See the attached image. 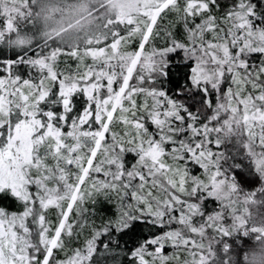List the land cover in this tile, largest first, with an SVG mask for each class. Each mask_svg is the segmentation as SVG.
I'll return each mask as SVG.
<instances>
[{"label":"snow or ice","instance_id":"snow-or-ice-1","mask_svg":"<svg viewBox=\"0 0 264 264\" xmlns=\"http://www.w3.org/2000/svg\"><path fill=\"white\" fill-rule=\"evenodd\" d=\"M264 0H0V264H264Z\"/></svg>","mask_w":264,"mask_h":264},{"label":"trees","instance_id":"trees-1","mask_svg":"<svg viewBox=\"0 0 264 264\" xmlns=\"http://www.w3.org/2000/svg\"><path fill=\"white\" fill-rule=\"evenodd\" d=\"M256 222H257V223L264 224V220H257Z\"/></svg>","mask_w":264,"mask_h":264}]
</instances>
